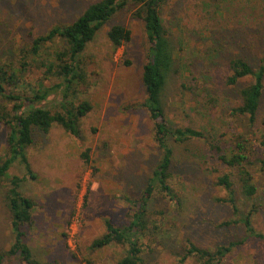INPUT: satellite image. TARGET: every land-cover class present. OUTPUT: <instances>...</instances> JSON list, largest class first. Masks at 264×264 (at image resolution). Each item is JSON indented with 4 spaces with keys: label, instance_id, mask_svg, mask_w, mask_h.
I'll list each match as a JSON object with an SVG mask.
<instances>
[{
    "label": "rangeland",
    "instance_id": "obj_1",
    "mask_svg": "<svg viewBox=\"0 0 264 264\" xmlns=\"http://www.w3.org/2000/svg\"><path fill=\"white\" fill-rule=\"evenodd\" d=\"M93 1L0 0V60L14 58L17 44H25L52 24L71 21ZM134 9L131 2L119 9L79 56L86 74L83 83L73 87L74 100L86 99L92 105L81 119V138L58 124L48 132L34 131L26 148L30 173L18 162L7 170L22 178L19 190L36 202L32 224L24 230L25 241L40 262L115 264L126 245L111 243L94 249L90 244L106 232L105 220L122 226L140 206L145 207L141 197L159 150L152 122L138 106L146 96L141 74L148 43ZM161 17L178 66L162 93L167 118L176 125L202 129L223 150L237 136L246 139L248 157L255 163L244 166L258 189L251 199L239 195L237 168L222 164L204 141L175 146L168 178L172 196L155 189L148 198L138 264H203L195 255L185 256L189 243L214 249L230 242L234 245L217 264H264V239L249 236L240 220L254 203L252 226L264 234V169L259 170L255 161L264 153V87L256 121L249 124L246 117L233 115L231 108L240 103L238 89L251 79L242 78L236 85L225 82L232 57L241 56L256 66L264 50V0H166ZM113 24L131 32L130 40L116 49L107 38ZM39 75L33 66L27 78ZM58 82L51 77L44 83ZM187 87L203 88L197 102L188 99L183 90ZM55 99L52 94L36 105L57 109ZM5 153L6 127L0 124V162ZM224 172L231 173L237 212L229 202L216 200L228 197L216 184ZM6 185L0 178V251L12 240ZM232 220L236 222L221 225ZM0 264L19 262L11 256Z\"/></svg>",
    "mask_w": 264,
    "mask_h": 264
},
{
    "label": "trees",
    "instance_id": "obj_2",
    "mask_svg": "<svg viewBox=\"0 0 264 264\" xmlns=\"http://www.w3.org/2000/svg\"><path fill=\"white\" fill-rule=\"evenodd\" d=\"M130 2L135 5L133 15L143 21L148 43L146 62L141 74L146 96L138 106L145 109L152 122V136L159 155L141 197L142 205L145 207L140 206V210L133 214L129 223L122 226L105 220L106 232L95 238L90 247L96 249L111 243L124 244L127 246L126 252L115 264L140 262L142 258L139 238L143 236L145 228L147 200L155 189L172 196L168 178L171 176L175 146L190 140L204 141L214 150L222 164L237 168L239 195L251 199L257 193L254 176L244 166L255 163L248 157L246 139L237 136L229 148L223 150L218 143H212L202 129L191 125H176L166 116L162 93L169 74L178 71L175 48L161 17V6L166 0H96L89 3L71 21L52 24L44 33L32 37L25 44H17L14 58L0 60V124L6 127V153L0 162V178L7 182L4 200L9 210L12 235L10 246L0 251V263L5 257L16 256L19 264H50L37 260L25 241L24 226L32 224L36 202L19 190L22 178L9 175L7 170L14 162H18L30 173L26 148L33 141L34 131L48 132L52 125L58 124L69 135L81 138V119L91 110L92 105L86 99L74 100L76 88L73 87L83 83L86 74L84 68L80 66L79 56L102 26ZM107 38L116 49L130 40L131 32L121 24H113L107 31ZM55 41L59 43L55 44ZM52 45L54 48L49 52L46 48ZM33 66L40 71V75L30 80L27 77ZM228 66L230 73L225 81L228 85H236L245 77L251 79L250 83L238 89L240 103L231 108V113L244 116L249 124H254L264 87V50L256 66L241 56L232 57L228 61ZM51 77L59 79V82L46 86L44 82ZM183 90H186L185 94H189L188 99L197 102L196 98L203 88L187 87ZM52 94L57 96L55 99L58 103L57 109L36 105ZM262 144L264 146V142ZM83 156L87 161L88 154L83 152ZM255 161L259 170L264 169V153L263 157ZM216 184L224 188L228 194V197L216 200L229 202L234 212H237V198L231 173L224 172L218 176ZM256 209V205L251 203L240 220L249 236L264 239V234L257 232L252 226L251 217ZM233 222L236 221H225L221 225ZM233 245L230 242L208 249L189 243L185 256L195 255L203 264H217ZM86 264L105 263L86 261Z\"/></svg>",
    "mask_w": 264,
    "mask_h": 264
}]
</instances>
